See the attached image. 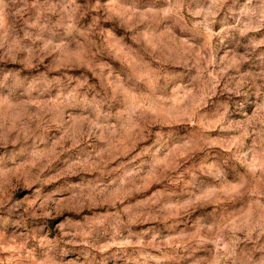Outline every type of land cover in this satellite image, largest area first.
Segmentation results:
<instances>
[{
    "label": "clouds",
    "instance_id": "obj_1",
    "mask_svg": "<svg viewBox=\"0 0 264 264\" xmlns=\"http://www.w3.org/2000/svg\"><path fill=\"white\" fill-rule=\"evenodd\" d=\"M0 264H264V0H0Z\"/></svg>",
    "mask_w": 264,
    "mask_h": 264
}]
</instances>
